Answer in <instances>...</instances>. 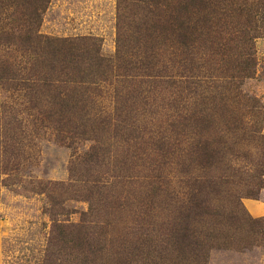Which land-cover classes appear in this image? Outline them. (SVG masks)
<instances>
[{"label":"trees","instance_id":"trees-1","mask_svg":"<svg viewBox=\"0 0 264 264\" xmlns=\"http://www.w3.org/2000/svg\"><path fill=\"white\" fill-rule=\"evenodd\" d=\"M16 3L27 12H6ZM46 3L0 0V173L18 171L27 119L34 136L48 131L73 152L79 168L72 172L91 183L87 199L103 201L89 206L94 225L83 231L81 264H101L95 254L107 230L99 222L109 225L122 206L138 213L136 227L125 225L117 240L116 263L147 262L156 253L161 264H208L211 251L230 240L229 201L241 198L230 174H212L234 151L226 139L241 132L238 143L264 149L261 109L241 90L254 73V40L264 35V0H118L119 22L138 17L130 34L119 28L109 57L92 36L41 33ZM255 12L260 25L251 24ZM233 13L238 20L228 22ZM259 169L243 184L245 197L258 195ZM108 172L130 188L111 192ZM134 182L145 191L131 188ZM155 207L160 235L142 257ZM129 234L139 236L136 245ZM59 235L51 230V240Z\"/></svg>","mask_w":264,"mask_h":264},{"label":"rangeland","instance_id":"rangeland-1","mask_svg":"<svg viewBox=\"0 0 264 264\" xmlns=\"http://www.w3.org/2000/svg\"><path fill=\"white\" fill-rule=\"evenodd\" d=\"M6 12L27 11L24 4L16 3ZM43 12L41 33L58 37L92 36L98 40L100 52L106 57L113 56L116 51L119 28L130 34L135 24L131 18L138 17L135 12L119 22L118 0H47ZM233 14L235 16L227 19L228 22L238 20L237 14ZM260 16L261 12L253 13L251 24L260 25ZM244 19L240 17V20ZM227 27L230 30V23ZM254 51V73L244 80L241 90L255 99L261 109V117H264V35L255 38ZM23 122L26 124L22 126L26 139L17 159L19 169L10 176L0 173V264H81L83 231L85 226L94 225L87 216L89 206H101L103 201L87 199L91 183L85 182V176L78 177L75 171L72 172L71 166L79 167L75 165V155L70 149L55 142L48 131L34 136L28 120ZM246 124L253 126V120ZM260 124H263L264 134V121ZM241 138V132L227 137L226 146L234 151L227 152L222 163L212 168L215 176L230 174L234 182L231 189L241 198L237 205L229 201V210H233V222H236L232 229L229 228L230 240L211 251L208 264H264V149L246 145L243 143L246 141L238 143ZM88 145L83 143V148ZM3 159L0 156V169ZM172 166L171 174L175 175V167ZM256 168L263 171L261 188L256 197H245L242 195L245 190L243 184ZM81 172L84 175L83 170ZM112 175V172L104 175L107 186H112L111 192L130 188L129 183L120 185V181H125L123 178ZM138 185L134 182L131 188L145 191ZM112 198L109 196L107 201ZM151 212V225L145 231L146 235H141L146 237L145 246L141 248L142 257L148 256L152 250L150 245L155 244L154 240L160 235L162 216L157 207ZM137 213L135 208L122 206L108 217L109 225L102 220L99 222L107 230L104 248L95 254L97 258L103 257L101 264H122L116 263L119 261L117 240L127 231L125 225L128 229L136 227ZM143 218L147 219L146 216ZM52 229L60 233L57 240H51ZM137 237L129 234L127 239L136 245ZM153 254L150 261L133 259L126 264H161L158 263L159 254Z\"/></svg>","mask_w":264,"mask_h":264}]
</instances>
